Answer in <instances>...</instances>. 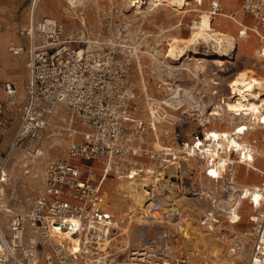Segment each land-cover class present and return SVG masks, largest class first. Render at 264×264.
Here are the masks:
<instances>
[{
  "label": "built area",
  "instance_id": "2783aa9c",
  "mask_svg": "<svg viewBox=\"0 0 264 264\" xmlns=\"http://www.w3.org/2000/svg\"><path fill=\"white\" fill-rule=\"evenodd\" d=\"M241 10L254 19L253 27L238 21L234 11L227 18L239 26L240 38L250 34L257 37L256 58L264 84V0H242ZM79 13L84 16V11ZM210 14L225 17L220 0H212ZM3 28L0 18V32ZM54 28L53 32L50 29L42 32L39 23H31L20 31L28 37L29 48L13 45L10 49L15 55L28 53L29 79L22 106L21 102L13 104L23 113L20 126L8 153L3 158L0 153V264H198L177 257L168 243L170 231L155 223L161 219L155 215L162 210L160 181L170 169L175 168L180 191L195 189L181 171L191 159H196L202 167L199 171L194 167L191 170L218 183V203L227 204V210L221 209L224 214L214 210L205 212L202 224L212 229L211 225L219 223L222 217L235 224L240 220L241 203L248 201L255 211L251 216L252 229L244 233L251 245L244 264H264V178L256 184L237 182L240 166L254 164L259 157L258 148L264 143V133L249 135L244 145L239 142L245 134L264 131V98L257 102L261 106L255 115L248 110L231 113L239 126L230 132V140L222 131L215 136L206 125L228 122L229 116L223 112L234 95L232 89L227 95L219 89L203 93L196 89H189L190 92L167 89L166 97L157 101L148 89H140L139 93L131 86L129 63L120 60L113 47L106 52L105 42L88 39L85 30L80 36L64 39L65 28L58 20ZM41 33L46 37L38 42ZM0 91L1 147L3 115L18 89L10 80L0 78ZM141 96L148 108L147 118L139 116ZM208 97L215 99L206 103ZM61 106L67 107L86 127L81 132L82 139L71 141L66 157L46 166L31 208L15 210L6 197L9 157L26 141L40 143L50 126L48 116ZM168 110L180 116L169 114ZM216 111L223 115H216ZM191 121L198 125L188 134L184 127ZM149 134L154 135L158 147H149ZM142 157L156 164L145 169L142 163L137 164ZM96 162L101 164L99 171L92 168ZM144 172L148 174L145 177L151 178L144 189V212L151 219L154 233L144 227L140 231L145 239L139 245L128 252L129 245L112 251L111 242L122 230L105 207L104 181L111 173L133 179ZM188 195L198 193L189 191ZM128 213L133 220L135 214L131 208ZM2 215L7 218L6 225L2 224ZM175 215L179 213L173 211L171 217ZM239 242L238 250L245 244L241 239ZM121 252L124 256H120Z\"/></svg>",
  "mask_w": 264,
  "mask_h": 264
},
{
  "label": "rangeland",
  "instance_id": "374dc122",
  "mask_svg": "<svg viewBox=\"0 0 264 264\" xmlns=\"http://www.w3.org/2000/svg\"><path fill=\"white\" fill-rule=\"evenodd\" d=\"M129 1L83 0L78 4L76 14L72 12L71 15L68 13L71 10L70 4L66 0H40L36 9V20L37 23H43L44 19L58 20L65 28L64 39L70 35L80 36L81 32L85 30L88 39L98 38L105 42L106 52H109L110 48L113 47L115 53L119 56L118 58L129 63L131 86L137 89L139 93L141 92L140 89H148L149 94L157 101L166 97L167 89L178 87L185 90L196 89V91H202V93L211 89H219L220 92L227 95L229 93L227 85L235 79V74L245 70L252 75L249 68L256 72L255 76L259 77L261 81L262 70L256 58L258 40L255 35L251 34L253 38L250 40L253 41L254 51L249 56L245 55L244 57L245 53L243 51L239 53L229 51L230 53L228 52V55L222 58L219 54H216V47L202 43L197 46V54L191 55L194 60L186 59L184 61L183 59V63H177L174 58L165 59L163 55L170 49L169 45L173 43L175 38L186 39L189 37L191 33L190 25L198 14L191 12L182 14L185 25L182 29L172 31V27L180 17V14L174 9L162 6L159 9L152 7L151 12L147 13L150 0H144L141 3L142 8L130 6ZM31 2L32 0H13V4L10 5L9 9L1 7V12L7 22V28L9 24L20 21L23 16L28 15ZM211 2L212 0H204V4L201 6L199 1L198 5L210 12ZM220 2L227 15L232 11L237 14L242 12V0H220ZM80 11H84L85 28L78 18L82 16L79 13ZM216 17L214 29L222 33H229L231 37L236 38L239 28L234 24L235 22L233 23L227 17ZM245 18L247 20L248 16H245ZM242 19L243 15H240V20ZM254 23L255 21L251 20V25ZM25 25L20 23L16 30L12 29L13 38L10 41L20 45L18 36H20L21 27ZM44 36L42 38L40 36L38 42H42ZM10 41L3 37L0 38V78L15 82L19 89L20 101H22L20 106H22L25 100L24 86L28 79V69L26 59L11 54L9 49L13 45L10 44ZM137 48L142 52L155 55V59L143 54H139L138 58L135 52ZM229 48L228 50H231ZM157 51L161 55L156 54ZM123 53H126V55ZM212 59H221L230 63L216 66L205 61ZM197 60L203 67L200 73L202 77L199 78L196 75L200 70L196 69ZM137 61H139L140 68H138ZM177 69L180 71H176ZM212 81L218 84H212ZM254 93L257 96L255 101L260 102L264 98V84L262 83L259 89L254 90ZM214 99L208 97L206 103H212ZM167 112L177 117L180 116V113L170 110ZM147 113L146 102L141 96L139 98V116L147 118ZM22 115V110H19L18 107L14 105L12 108L6 107L3 115L5 127L2 129L4 135L0 147L2 158L10 149L20 126ZM48 119L50 126L40 143L37 144L31 140L26 141L22 147H16L9 157L10 175L6 186V197L9 206L15 210L26 211L31 208L32 201L42 185L46 166L51 161L66 157L69 143L73 140H81V132L86 129L81 120L77 116H73L71 111L64 106L59 107L54 114L49 115ZM197 125L196 121L188 122L184 127L185 132L191 134ZM227 125H229L228 122L221 124L216 121L207 124L206 127L222 130ZM262 133L264 131H257L253 132L252 135ZM153 136V134L148 136V144L151 148L158 147ZM261 157H264V148L253 168L264 172V160H260ZM137 162V164L142 163L145 169L153 168L156 164L146 157L138 158ZM200 165V162L192 161V165L187 162L181 168L182 175L189 179L190 184L193 183L195 189L190 187L186 192L180 191L175 168L170 169L160 181L162 192L159 198L162 200V210L155 215L161 219L156 220L155 223L157 226H162L170 231L171 236L168 243L177 257H185L198 264H244L251 246L248 237L244 233L252 229L251 216L255 209L248 201L244 200L243 205H240L239 208L240 220L237 223L231 224L227 218L222 217L219 223L211 225L212 229L208 225H203L201 221L205 212L214 210L223 213L221 209L227 210V204L218 203L220 195L218 183L206 179L203 174H199L200 172L195 173L191 170L192 167L198 171L201 170ZM93 167L96 168V171H99L101 164L93 163ZM145 176H148V174L144 172L140 176L128 179L120 178L116 173H111L104 181L105 207L120 223L119 226L122 230V233L111 242L112 251H118L129 245L126 251L128 252L131 247L139 245L145 239L140 231L144 227H147L144 228L146 231L150 228L152 230L151 234L154 233V229L151 228V219H147L145 223L138 222V219L143 217L142 213L146 206L145 185H148L151 179L148 178L145 183V180H143ZM263 178L264 175L259 172L250 170L246 173L242 169L237 182L244 185L259 182ZM189 191L198 193V195L189 196ZM125 193H129V198L123 197ZM129 208L135 214L133 220L128 217ZM173 211H177L179 215L171 217ZM2 218V224L6 225V216L2 215ZM239 239L245 242L244 248L240 250H238L240 246ZM120 240H125L128 244L123 246L122 242L119 243ZM124 254L121 252L120 256H124Z\"/></svg>",
  "mask_w": 264,
  "mask_h": 264
},
{
  "label": "bare ground",
  "instance_id": "6f19581e",
  "mask_svg": "<svg viewBox=\"0 0 264 264\" xmlns=\"http://www.w3.org/2000/svg\"><path fill=\"white\" fill-rule=\"evenodd\" d=\"M39 1L40 0H35L32 3L31 9H33L35 11L39 6L38 5ZM66 1L68 2V4H70V8H71V10L68 11V13L72 15L73 14L72 12H74V14H76V9L79 7L78 4H80L83 0H66ZM143 1L144 0H130L129 5L135 6V7L138 6V7L142 8L141 3H143ZM199 1H200V5L202 6L204 4V0H196V1L195 0H150L149 1L150 5L147 8L148 9V11H146L147 13L151 12L152 7H154L155 9H159L162 6V7L168 8V9H174V11H176L177 13L180 14V17H179L177 23L172 27V31L182 29L183 26L185 25L184 21L182 20V14L187 13V12L198 14V16L193 19V21L190 25L189 29H190L191 33H190L189 37L186 39L175 38L173 40V43L169 45L170 49H168L166 51V53L163 55L165 59L174 58V61L177 63L178 62L183 63L184 61H186V59H189L190 61H192V60H194V58H191V55L197 54V46L199 44H202V43L208 44V46L212 45V46L216 47L215 48V49H217L216 54H219V56H221L222 58L227 56L229 51H235V52L237 51L238 53L243 51L245 53L244 57H245V55L249 56V54L253 53L254 46H253V41L250 40L251 38H253L251 34L248 35L246 38H240L238 36V33H237L236 38H233L230 36L229 33L228 34L222 33V32L215 30L214 29V21L216 20L217 17L212 16L209 11H207L204 8H202L201 6H199L198 5ZM194 3H197V4L195 5ZM241 13L243 14V11ZM226 17H227V14H225V17H222V18H226ZM78 18L81 20V23L86 25L85 18L83 16L78 17ZM237 20L240 21L238 16H237ZM55 21H57V20H46L45 21V19H44L43 23H39V29L42 32H45L48 29H50L51 32H53L55 29L54 28V22ZM222 21H223V19L221 20V24H222ZM234 24L239 28V26L236 23H234ZM246 26L253 27V24L252 25L246 24ZM9 30L10 29H7L6 31L0 33V37L2 34H4L5 32H8ZM42 36H43V33H41V38H42ZM45 37H46V35L44 36V39H45ZM89 42H92V41L90 40ZM41 44L42 43H40V45ZM11 45H16V44L12 42ZM228 48L231 50H228ZM10 49H11V46H10ZM135 52H136L138 58H139V54H143L147 57H150L151 59H155V57H156L155 55H153L151 53L142 52L138 48L135 50ZM123 54L126 55V53H123ZM156 54L161 55V53L158 51L156 52ZM189 54H190V57H189ZM183 59H184V61H183ZM205 61L210 62L216 66H218V65L223 66L226 63H230L228 61L221 60V59H212L210 61H208V60H205ZM197 62H198V65L196 66V69H200V70L196 73V75H198V78H199V77H202V75L200 73H201V70L203 69V67L201 66V64H199V60H197ZM136 63L138 65V68H140L139 61H137ZM249 70L252 73V75L245 70L243 72L241 71L242 73L239 72V73L235 74V77H234L235 79L232 80L227 85L228 89H230V90L232 89L233 93H234L233 96H230L229 101L227 102V105L225 106L224 112H223L224 114H226V115L228 114V116H229L228 117L229 125H227V127H225V129H222V130L213 129L212 132L215 134V136H219L220 132L222 131L226 134L227 139L230 140V138L228 137L230 135V132L232 130H234L235 127L239 126V124L235 125V120H234L235 118H233L231 116V113H240L243 110H248L251 114L255 115L260 111L261 105H259L255 101L257 96L255 95L254 90L259 89V86L262 85V82L260 81L259 77L255 76L256 72L252 68H249ZM176 71H180V70L177 69ZM212 84H218V83L212 81ZM176 89H184V88L178 87ZM185 91L190 92L189 90H185ZM229 93L231 94V92H229ZM20 102H22V101H20L19 89H18L17 96L15 97L14 100H11L9 103H7L6 107L12 108L14 103H20ZM262 105H264V100H262ZM215 114L216 115H223L222 113H220L218 111H216ZM252 134H253V132H250V133L242 136L241 139L239 140L240 144L241 145L246 144L248 139H249V135H252ZM235 141H237V140H235ZM263 148H264V143H262L260 145V147L258 148L259 156L261 155ZM257 160H258V158H255L254 164L249 165V167L241 165L240 170L242 171V169H244L245 172H247V173L250 170H252V171L254 170L255 172L259 171L258 169L253 168L254 165L256 164ZM192 161H197V160L191 159L190 165H192ZM96 163H98V162H96ZM92 168H93V170L96 169L95 167H92ZM241 171L239 172L240 174H241ZM147 179H148L147 177H145V179H143V180H145V183H146ZM129 182H132V181H129ZM120 187H121V185H120ZM128 189H131V188H128ZM120 190H121V188H120ZM132 190H133V188H132ZM131 192H134V191H131ZM128 194L129 193L123 194L124 195L123 197L129 198ZM243 203L244 202L241 203V206L243 205ZM142 215H143V217L138 219V222H140V223L147 222L148 218L144 214V211H143ZM120 242L123 243V246L128 244V242L125 240H120L119 243Z\"/></svg>",
  "mask_w": 264,
  "mask_h": 264
},
{
  "label": "crops",
  "instance_id": "0c3cea01",
  "mask_svg": "<svg viewBox=\"0 0 264 264\" xmlns=\"http://www.w3.org/2000/svg\"><path fill=\"white\" fill-rule=\"evenodd\" d=\"M12 2H13V0H1L0 1V18H1V21H2V23L4 25V28L2 29L1 33L6 31L7 29H10L8 32H5L4 34H2L1 37L5 38L8 41H10V39L13 38L12 37V35H13L12 29L16 30L20 23L26 24L25 26L21 27V30L28 28L31 23H37V20H36V14L37 13H36V10L34 11L33 9H31V6H32V2H31V6H30V10H29L28 15L27 16L26 15L23 16V18H21L20 21H14L13 24H9V26L7 28L6 27V23L7 22L5 21L4 15L1 12V7L4 8V9H9L10 5L13 4ZM240 15H243V19L242 20H240ZM245 16H247V15H244L241 12L238 13V18H239L240 21H242L245 24H247V23L251 24V20H254V19L252 17L248 16V19L246 20ZM249 24H247V25H249ZM5 28H6V30H5ZM18 37L20 39V45H17V46H23V47L29 48V39H28V37L21 35V33H20V36H18ZM12 42L15 43L14 41H10V44ZM10 52H11V50H10ZM11 54L13 56H18V57H21L23 59H26V65H27L28 53H25V54H22V55H15L13 52H11ZM28 79H29V72H28ZM28 79H27V82H28ZM10 81L13 82L12 80H10ZM27 82H26V84H27ZM13 83L15 84V82H13ZM26 84H25V86H26ZM15 86L17 87L16 84H15ZM25 86H24V89H25ZM0 93L2 94V91H0ZM261 158L262 159H260V160H264V157H261ZM8 170H9V167H8ZM260 172H262V171H260ZM9 175H10V170H9ZM259 182L249 183V184H256V183H259Z\"/></svg>",
  "mask_w": 264,
  "mask_h": 264
}]
</instances>
